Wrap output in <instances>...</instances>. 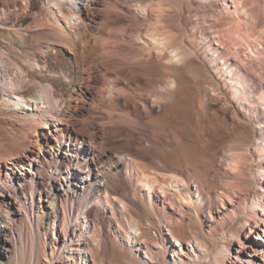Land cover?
Segmentation results:
<instances>
[{
	"label": "bare ground",
	"instance_id": "bare-ground-1",
	"mask_svg": "<svg viewBox=\"0 0 264 264\" xmlns=\"http://www.w3.org/2000/svg\"><path fill=\"white\" fill-rule=\"evenodd\" d=\"M69 1L71 4L64 0H48L46 12L54 33L65 44L70 40V32L66 30L78 29L87 22L91 26L100 14L96 0ZM136 1L134 6L118 5L114 11L117 18L106 17L105 22L128 26L131 15L133 25L129 27L138 26L142 19L154 20L162 27L146 37L136 35L143 51L136 52L133 47L123 51V43L109 46L90 64L86 62L88 53L83 51L82 62L88 67H85L88 80L93 85L85 90L81 87L80 95L82 98L96 95L100 105L112 110H108L103 119L107 142L111 145H116L118 138L112 130L117 125L116 112H120L119 117L131 119L133 114L138 116L141 106L152 117L150 102L161 106L165 100L173 99V105L155 119L164 120L179 130L181 162H177L178 166L162 164L156 170L157 176H153L133 157H125L124 152L100 151L91 140L75 134L72 126L63 125L61 117L65 108L59 100L49 98L52 95L50 86L33 96L25 95L22 88L27 79L23 75L29 72L21 68L18 74L0 55V89L6 93L2 92L0 105L12 110L25 125L19 127L21 141L17 153L0 154V250L11 247L19 255L27 221L38 247L41 242L45 250L49 247L50 252L45 253L43 259L45 264H98L93 251L89 250L90 234L96 232L107 238L121 236L128 245L145 251L146 259H152L163 249L179 263L183 262V256L186 264H264V120L258 118L259 112L264 114V0ZM167 5L178 11L177 19L183 24L190 16L198 19L195 23L199 43L193 41L186 49L173 43L167 30L173 16L167 15L170 9ZM4 20L5 16H0V24L4 25ZM69 50L74 51L72 46ZM200 52L226 76L217 83L233 108L234 121L243 119V110L260 126L252 147L224 156L231 180L219 192L208 191V182L199 180L195 136L188 132L196 125L197 116L206 115L210 109L209 100L200 95L195 105L192 98H179L182 85L175 77L154 96L148 93V88L157 83L155 69H176L191 57L200 58ZM208 65L201 61L187 70L204 72L208 71ZM31 67L43 68L37 62ZM120 82H124V88ZM120 96L124 99L122 107ZM50 100L55 110L49 108ZM4 176L10 178L9 186L3 184ZM183 188H187L185 193ZM38 198L40 201L47 199L48 205L38 202ZM144 204L163 218L168 214L182 217L187 207L193 208L198 217L205 209H209L210 214L214 209L220 222L233 223L235 227L231 231L223 230L221 238L226 241L223 249L207 256L209 248L198 238L194 239L196 246L190 239L187 242L181 239L175 231L179 219L170 222L160 219L167 224L172 241L163 230L158 239L146 236L133 213L134 208ZM210 217V220L215 218L212 214ZM132 230L140 235L132 234ZM184 244L191 253H184ZM7 258V254L3 256L0 251V264H10ZM40 261L42 259L36 255V264Z\"/></svg>",
	"mask_w": 264,
	"mask_h": 264
},
{
	"label": "rangeland",
	"instance_id": "rangeland-1",
	"mask_svg": "<svg viewBox=\"0 0 264 264\" xmlns=\"http://www.w3.org/2000/svg\"><path fill=\"white\" fill-rule=\"evenodd\" d=\"M131 1L135 4L133 2L131 4ZM135 1L96 0V3H98L97 7L100 9V14L96 16V21L91 23V26L87 22L83 23V25L81 24L78 29L66 30L70 32V34L66 33L69 34L70 40H68V44L73 47V51L69 50L68 44H65L52 29L53 26L49 22L50 16L47 14L49 8L48 0H0V16H5L4 25L0 24V55L4 57L5 63L14 71H17L18 74H21V68L29 72V74L23 75L27 80L23 84L24 87L22 89L24 94L27 93V96H33L47 85L51 87L52 95L49 98L56 101L59 100L58 102L65 108L64 116L61 117L63 125L72 126L75 134H78L80 138L91 140L100 151L124 152V156L127 155L125 157L128 159L133 157L134 161L140 163L148 173L157 176L158 171L156 172V170L162 164L178 166L179 163L177 162H181V155L178 152L179 130L168 125L164 120L155 119L157 115L166 110L165 108H170L173 105V99L165 100L161 106H156L149 101L150 106L153 107L151 108L152 117H149L150 114L148 115V113L143 111L144 109L141 106L138 109V116L136 117L133 114L131 119L119 117L117 114L120 112H116L117 125L113 126L112 130L118 134V138L116 145H111L107 142L108 138H106V131L103 126L105 113L111 109H105L108 107L100 105L96 95H85L84 98L80 95L81 87L85 90L93 85H91L92 81L88 80V71L86 70L88 67L82 62L83 51L88 53L86 54L88 56L86 62L89 64L98 56H102L103 49L109 46L123 43L124 46L123 44L121 45L123 51H128L129 48L133 47V50L137 52V50L141 49V46L137 43L138 41H136L137 36L141 34L146 37L151 32H154L155 29L159 30L162 27L161 24L156 23L154 20L151 21V19H142L144 22L140 21L138 26L129 27V25H133L131 23V15L127 20L128 26H114L105 22L106 17L117 18L114 11L118 5L134 6L137 3ZM64 2L71 4L69 0H64ZM167 6L168 8L170 7L169 5ZM52 7L59 14L57 8L55 6ZM65 8L68 9L67 5ZM167 15L174 18H172L171 24H168V29L166 28L172 35L174 44L186 49L193 41L195 43L200 42L195 23V20L198 21L196 17L190 16L189 21L183 24L179 18L177 19L178 11L174 8L171 9V7L167 10ZM179 20L181 23H179ZM47 23L49 25H45ZM126 27H129V29ZM142 49L140 51H143ZM143 53L146 54V52ZM197 58L195 56L189 58L185 64L178 65L176 69H168L167 71H164L161 67L155 69L157 83L148 88V93L154 96L158 89L168 85L167 83L171 77H175L182 85L179 98H192L190 100L195 105L198 103L200 95L206 96L209 100L210 109L206 115L200 114L201 117L197 116L198 121L196 118L195 127L192 126L188 132L195 136V139L193 137L195 140H193V143L196 145L194 153H197L195 158L197 157V165L200 167L199 180L208 182L207 184L210 185L209 189L207 188L208 191L219 192L231 180L227 174L228 161L224 160V156L231 152L244 151L248 147H252L254 135L260 126L249 118L243 110L241 111L243 119L234 121L233 108L225 100L224 95L221 94V87L217 83L223 81L226 76L218 71L214 64L209 63V59L203 52H200V58ZM201 61L210 65H208V71L198 73L195 70L192 72L187 70L190 66L193 67L197 62ZM34 62L41 64V68H43H32L31 66ZM18 68H20V71ZM110 77H113V75H110ZM120 83L121 88H124V82ZM25 84L27 85L25 86ZM0 92L1 96L4 91L0 89ZM4 94L6 93L4 92ZM51 101V104H48L49 108L55 110V104ZM119 104L121 107L124 104L122 96L119 97ZM127 111L129 112L131 109ZM258 115H260L258 118L263 121V112H259ZM233 123L235 124L233 125ZM20 125H23L20 118L15 117L12 110L6 107L2 108L0 105V154L17 153V148L21 141L19 139ZM261 127H263V124ZM27 170V168H24V171L27 172ZM3 182L6 186L11 183L10 178L5 176ZM186 189L184 193L187 191ZM39 201L40 199L38 198ZM40 202L48 205L45 198H42ZM140 206L134 208L133 213L137 220L140 221L142 231L145 232L146 236L158 239V234L163 230L172 241L173 238L170 235V231L167 230V224L161 223L160 219L168 222L171 219L175 221L179 219V223L175 226V231L180 234L181 239L187 242L188 239L194 241L195 238H198L202 245L206 244L205 246H208L209 252L207 256L223 249L226 244V241L221 238L223 230L226 228L227 231H231L230 229L235 227L233 223L223 224L220 222L221 219L217 217V211L214 209H212L213 212L211 214L215 216V221L210 220L209 209H205L202 216L198 217L193 208L190 210L187 207L184 209L182 217L181 215L173 216L168 214L163 218L162 215L151 210L148 204ZM220 210L223 211L222 209ZM218 223L222 225H218ZM25 224L19 255L11 247H7L6 250L2 248L0 250L1 255L7 254L8 258L6 261L10 264H36L37 255L40 260L42 259L38 264H45L43 259L45 260V253L50 252L49 247L45 250L41 242L39 248L28 222L26 221ZM132 234L140 235L135 230H132ZM262 236H264V233H262ZM195 242L196 240L194 241L196 246ZM183 249L184 253H191V249H188L185 244ZM89 250L93 251V256L98 264L187 263V259L183 256L182 263L175 262L172 254L164 253L163 249L160 254L159 252L154 254L152 259H146L145 251H138L132 245H128L125 240L121 239V236L107 238L104 234H99L98 232L90 234ZM178 251H180L179 248ZM84 255H87V252ZM193 264L203 263L197 262Z\"/></svg>",
	"mask_w": 264,
	"mask_h": 264
}]
</instances>
